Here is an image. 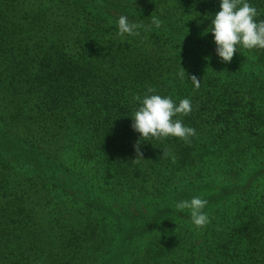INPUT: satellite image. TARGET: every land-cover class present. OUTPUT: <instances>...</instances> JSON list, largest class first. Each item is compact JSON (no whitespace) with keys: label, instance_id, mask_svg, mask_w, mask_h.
Segmentation results:
<instances>
[{"label":"trees","instance_id":"1","mask_svg":"<svg viewBox=\"0 0 264 264\" xmlns=\"http://www.w3.org/2000/svg\"><path fill=\"white\" fill-rule=\"evenodd\" d=\"M219 10L0 0V264H264V49L222 61ZM121 15L139 35L118 34ZM149 86L191 99L174 117L190 142L133 130ZM196 195L202 228L175 207Z\"/></svg>","mask_w":264,"mask_h":264},{"label":"clouds","instance_id":"2","mask_svg":"<svg viewBox=\"0 0 264 264\" xmlns=\"http://www.w3.org/2000/svg\"><path fill=\"white\" fill-rule=\"evenodd\" d=\"M259 13L249 0H220V10L212 19L211 32L216 44V53L224 62H230L239 52V46L246 49H264V20H258ZM152 24L160 27V20L152 18ZM140 24L130 22L127 15H121L118 20V34L123 36L139 35ZM184 69V68H183ZM181 79L185 71L178 73ZM194 87L199 88L200 80L195 75L191 77ZM133 100L139 104L135 111L132 128L138 132L143 140L151 138H167L174 136L190 142V138L196 135V130L184 124L181 119H174L177 114L187 116L192 111L190 98H183L177 104L172 96L161 95L156 89L149 86L141 97L133 96ZM138 156H143L139 142L134 144ZM164 149L163 155H167ZM208 201L196 195L191 199L178 201L175 205L179 211L190 210L192 223L197 228L205 227L211 222V218L205 211Z\"/></svg>","mask_w":264,"mask_h":264}]
</instances>
